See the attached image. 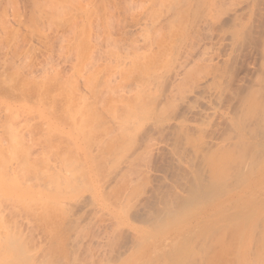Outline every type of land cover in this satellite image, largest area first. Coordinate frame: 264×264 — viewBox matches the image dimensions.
<instances>
[{
  "label": "bare ground",
  "instance_id": "1",
  "mask_svg": "<svg viewBox=\"0 0 264 264\" xmlns=\"http://www.w3.org/2000/svg\"><path fill=\"white\" fill-rule=\"evenodd\" d=\"M25 1L29 4L30 7H32V9L29 10L34 11V14L32 16L30 12V16L32 17V19L29 17L32 22V24H30L31 26L34 25L35 27H37L38 25H40V23H42L44 21V18L48 15L47 13H51L49 15V18L52 13L59 16L53 18L51 16L50 19L54 20V18L59 19L61 16H63V13L65 11V7L63 4L57 5L53 3L54 5H51L52 3L50 2H53L52 0ZM146 3L145 4L147 6L145 7L144 11H142L140 16L136 18V20L134 21V25L129 23L130 26L132 25L133 30L136 31L135 33L138 36V40L136 41L135 45V48L137 47L135 58L131 62V65L133 67V72H131L133 74V80L129 79V83L126 82L127 84H125L126 86H124V88L126 87L127 89V93H129L126 96H112L108 95L107 92L102 93L97 89L94 90L93 88H91V90H88L90 93L89 96H84V100H82L81 98V100L83 101V104L80 103L82 107L80 108L77 105L80 108V120L75 126L76 130L74 131H76L77 133L76 143L78 142V147H76L77 145L72 146L76 147L74 148L76 150L69 155L66 153L67 156L65 155L64 157H59L58 154L57 156L52 155L54 154V150L53 147L50 148L49 145L48 148H50V151L49 149L47 151V149L43 150V148H40L42 149V151H44L45 154L50 153L47 155L50 156V160H47V157L45 155L46 158H43L47 161L44 162L42 160L43 158L41 159L44 162L43 164L45 167L42 166L43 164L41 163V161V166L42 168H44H41L42 170L39 168L38 171V167L35 166L37 163L36 158L38 157L35 156H39L38 160L40 161V155L43 153L40 152L37 154L35 152V158H30V154L32 153L28 152V147V149L26 148L25 151L22 148L23 146L21 145L20 147L15 140L11 139V142L12 149L14 148V151L12 150V152H15L14 154H16V151L18 149L17 153H20L21 158L17 162L19 163L17 164V166L21 174L20 176H27L28 173H30V175L32 174L33 178H31V181L35 182V184H33L34 186L41 184L43 179L42 177L44 176H46V178L44 179H47L48 177L54 178L55 176L59 178L60 175L62 176L61 172H64L65 175L67 174V177L69 179L73 178L74 181L79 178L86 179V176H88L87 174L90 173L93 168H97V170H100V168L106 165L103 163L108 164L107 155H113L112 162L113 160H115V157H119V160H115L117 162V165L114 164L115 162L113 163L114 165H116L115 167L112 166V164L110 165V167H112V169H109L110 171L107 170L106 167L103 168L104 170L106 169L109 172L107 173V171L105 170L106 178L105 180H102V182L104 181L102 186H99L96 189L95 186L92 185L90 187V190L84 188V190L89 191L88 194H85L86 192L84 194L82 193L83 195H81L79 192V195H77V193L72 194V202L70 201L71 198L69 199L70 202L68 201V203H72V206L70 205L72 209H68L71 207L67 206V208L65 203V210L68 209V212H70L69 210H72L73 212V208H75L74 212L78 209V211H76L77 213L79 211H82L83 208L89 215L91 210H93L92 207L91 210H87L85 208H88L86 204L90 206L89 203L94 202H91V199H95V190L96 196L100 193L101 198H103L102 200H104V202H106L107 204L110 199V197L108 198V196H110L113 191L117 190L115 189L112 191L111 189H114L116 184L122 182V180L124 178L126 179L128 175L134 173V169L137 170L135 167L140 164V162L138 164L137 162L140 160L139 158L142 155V148L147 146V143H151L149 141L154 133L158 134L159 138H161L162 140V144L164 145L166 143V146L164 145L165 148H163L167 151L163 152V150L160 149L161 147H159L160 150L155 149L157 150V153L155 157L153 155V157L155 158V165L153 168L156 167V170H159L158 168H160L161 173L163 171L164 175L160 177L161 175H159V173H157V175L153 174L152 172L153 177L157 176L158 178L159 176L158 179L156 178L159 182H154L155 184L152 183L153 186L149 185L150 188L152 187L151 191L149 189V192H147V194H151V197L149 196L150 199L148 198V195L146 193L145 194L147 197L143 195L146 200L147 198L149 200L146 201L145 198L141 196L142 198H144V201L146 203L144 201L142 202V198L138 203L137 200L139 198H136L135 204H142H140L138 208H140V206H143L139 209V212L138 208L135 209L136 213L138 212L137 214L139 215L140 220H138L137 222L136 218L138 217L133 214L132 215L134 217H132L131 215V212L134 211L133 208H135V206L137 207V205H135L134 207L132 206L133 202H131L130 206L131 208L133 207L132 209L124 207V204L119 207L123 209V212L124 210L126 211V209L131 210V212L129 211L128 213L124 212V215L125 213L127 214V216L128 214H130L131 216L129 215V217H132L131 220L134 221L135 219V225L139 223L141 219L143 223L147 224L148 226L150 225V228L147 225L144 226H147V228H149L150 230L148 231V235L143 234L144 238H142V235L138 236L137 234L136 236V232L134 235V233H130L128 231L132 235L126 236L128 232L123 230L124 232H126L125 237L124 232L120 231L122 229V226H118L121 229L117 227L119 230L112 231L113 233H111V235H108V233L105 235L106 232H104L103 230L104 233L101 234H103V237L105 236V239L106 236H110L106 243L110 244L111 251L108 254L106 253L102 255V253L105 252V248L103 246H105L106 243H102L104 244L102 247V244L99 246L102 241L104 242V239L99 235V238L103 240L98 244L96 239H94L96 237H94L93 235L94 238L92 237L91 239H94L96 241V244H98V248L95 254L97 253L98 249H100L99 251L101 252V248H103L104 251L101 252V254H99L98 251L97 254L101 256H98L95 259L92 257V254H94L92 252L94 251V245H92L93 243L90 244V242H93V240H91L90 242L88 241L89 244L86 242L88 246L87 244H81L84 239L86 240L85 236L88 237V233H91V231L87 230L89 226H84L83 230L81 228L83 227L82 225L79 229V221L81 222L84 219L82 217V220L81 218H79L80 220L78 221L77 219L80 216L77 217L75 213L74 216L76 217L72 216V220H70L71 216L68 214L69 221H66L67 218L65 221L63 220L65 224L61 220L65 225H63L65 229L63 228L62 224L61 228L65 231L69 226H71L73 230V227L76 226L77 222L78 227L76 226L75 229L78 228L77 231L83 230V233L81 232L82 236L79 233L80 239H78V232V236L76 235L74 237L75 234L72 235L74 230H70L69 227V233H71L70 236L71 238H73V240L72 244L70 241V245L68 244L66 245V247L70 246V251L68 250L66 251V253L60 254L56 252L58 248H56L55 246L54 247L56 248V250H51L53 249L51 248L53 247L51 246L53 244V241L51 242V240L56 236V234H58V232H61H57L58 228H56L57 230L54 229L56 231V234L54 233L55 235H53L52 239L49 238L50 240H46L48 242V246L46 244L44 245V247H42L41 245L43 244V242L41 244L40 241V245L38 244V247L40 248H37V245L35 247V244L33 243V246L32 244L29 245V247H33L32 251V247H30V249L28 248V246L26 247V243H23L24 241L19 242L23 239L18 238V240L16 237L14 238L13 235L10 234L11 232L8 231L9 225L7 226L8 219L5 218L7 214L5 215V213H3L5 217L0 214V264H264V0H147ZM143 4L144 3H142V5ZM27 6H25L24 4L25 8H28ZM43 15L45 16L43 17ZM58 19L54 21H57V23L61 24L62 20L59 22ZM45 20L47 21L48 19ZM64 21H66V19ZM48 23L51 25L54 22H50V20H48ZM62 24L64 26V23ZM126 33L127 31H125V34ZM68 41H70V39ZM133 50L135 51V49ZM164 64V68L159 69V65L161 67ZM126 69L123 70L122 68L120 69V71L118 70L119 75L124 76L125 72L122 73L121 70L126 71ZM112 73L114 74L116 72ZM128 77L130 78L131 75ZM111 78L104 81L106 83H110V81H112L110 80ZM115 78L116 76H114V79ZM131 80L133 87L129 88V86H132L130 84ZM69 82L70 81H68L67 84H69ZM99 82L97 80L98 84ZM66 86H64V90L67 88ZM107 86L109 87L111 85ZM111 89L108 88L107 90H110V92H112ZM157 89H160V92L158 91V94L155 93L157 92ZM131 90H133V93L131 92ZM152 90L155 91L153 93V96L155 94L154 97L151 96V92H153ZM125 92L126 91L121 93ZM130 93H132V95L128 96ZM68 101L66 105H69ZM165 116L167 118H164ZM50 133L53 134L54 132ZM74 136L75 135L73 134V137ZM155 136L156 135H154V137ZM162 138H165V143L164 139ZM49 140L47 142H49ZM30 143L28 144L31 145L32 143ZM51 143L52 142H50L49 144L51 145ZM150 150L153 151L154 149L152 150L150 148ZM151 151H149V154ZM116 153L118 154L116 155ZM51 156H54L53 159H56L53 160ZM32 158L36 159V161L34 160V162H31L30 159ZM51 160L54 163L50 162ZM105 160L106 162H104ZM109 161H111V159H109ZM1 162L2 161L0 160V176L2 177L4 173L6 174L9 171L10 165H8L7 161V165ZM40 163H37V165ZM143 163L145 164V162H142V164ZM108 165L107 168L109 167ZM141 168H143V166H141ZM149 168H145V171ZM103 169H101V171ZM40 171H42V174H40ZM101 171H99V173L105 176L104 172ZM132 176L135 177L134 175ZM27 177L25 179H27ZM99 178L100 177H98V179ZM87 179L88 183L87 181L86 183L89 186L91 185V180L89 178ZM144 179L143 182H145ZM161 179L163 180L162 182L160 181ZM48 180V183H53V179L48 178ZM79 181H82V179ZM136 181L137 183L139 182L138 179ZM54 182H56L55 179ZM43 183L46 184L47 182H45L44 180ZM57 185L58 184L54 185V187H56ZM62 185L64 184L62 183ZM48 186L51 188L53 185L49 184ZM58 186L60 187V182ZM68 186L69 185L67 184L66 187ZM2 187L0 191L5 189H2ZM71 187L70 189H73ZM91 188L94 190V193L92 192L93 190ZM63 189L66 190V188ZM70 189L68 188L67 190L69 191ZM76 190L74 189V192H76ZM131 191H133L132 193H136V191L132 190V187ZM115 194L112 195L116 197ZM1 197L2 195L0 196V198ZM132 197L130 198L133 200L134 196ZM3 199H5L6 201V198L0 199V209L3 203ZM128 199L129 198L125 200L127 201ZM112 202L111 204H113ZM25 204H27V202ZM59 204L61 206L62 203ZM62 205H64V203ZM28 207L29 206H27V209ZM57 207L59 206H56V209ZM60 208L61 207H59V209ZM25 211L27 212V210ZM59 212H61V209L59 210ZM22 213H24V210ZM84 213L85 212H83V214ZM86 213L83 215L84 218L86 216ZM95 213L96 212L92 214H94L95 216ZM100 213L101 212L99 211L98 215ZM14 214L16 215V213ZM58 215L59 213H57V217ZM80 215L82 216V214ZM11 216L13 217V215ZM129 217L128 219H126L127 217H125V220L128 221ZM94 218L95 217H93L92 219L94 220ZM36 219L39 220L38 218ZM102 220H105V217ZM131 220L129 222H131ZM45 221L47 220L45 219ZM95 221L97 220H94L92 222ZM127 221L126 225H128L129 223H127ZM85 222L89 223L88 220H85ZM117 222H119V219ZM122 222L124 223V221ZM48 223L51 224L50 221ZM81 223H84V221ZM88 223L87 225H90ZM110 226H112V224H110ZM113 226H115V224ZM133 226L134 225H132V227ZM55 227H57V223ZM128 227H131V225H129ZM44 228L46 229V227ZM117 228L113 227V229ZM50 229H52V227ZM111 229L107 230L110 231ZM123 229L130 230L128 228L126 229L125 225H123ZM138 230L139 229L135 231ZM85 231H89L86 233L87 235L84 233ZM66 232L68 233V231ZM65 233L64 235L61 234V236H65ZM22 235H24V233ZM11 236L13 237L15 243H10L9 238H12ZM81 237H83V240ZM59 238L60 237H58V239ZM69 239L70 238H68V240ZM89 239L90 238H88L87 240ZM68 240H66V242ZM78 240H80L79 244L82 245L81 248L83 250L86 248L84 251L88 250L86 251L88 253H81L84 256L79 255L78 251L83 250L80 249L77 242ZM46 241L45 243H47ZM49 242H51L52 244H50ZM60 243L63 245V242ZM57 244H59V242ZM23 245L24 249L26 248L30 251L24 250L22 248ZM89 245L93 246L91 250L87 249V247L90 248ZM118 245L121 246L118 247ZM35 248H37L38 250H35ZM61 248L63 249V247ZM119 248H122V251H120ZM94 249H96V246ZM107 249L106 252H108ZM90 251L92 254L90 253ZM89 253L91 257L89 255L86 256V258H89L86 260L85 254ZM80 256L85 259L83 260ZM93 256L96 257L97 255Z\"/></svg>",
  "mask_w": 264,
  "mask_h": 264
},
{
  "label": "rangeland",
  "instance_id": "2",
  "mask_svg": "<svg viewBox=\"0 0 264 264\" xmlns=\"http://www.w3.org/2000/svg\"><path fill=\"white\" fill-rule=\"evenodd\" d=\"M49 1H47V2H49ZM52 1L53 2H50V3H52L51 5H54V4L61 5V4H63L64 7H65L64 8L65 11L63 13V16H61L59 19L58 18H54V20L58 19L59 22L62 20L61 24L57 23V21H54L53 19H50L51 16H52V18L53 17H59V16H57V14L52 13V15L49 18V15L51 13L50 14L47 13L48 14L46 16L47 18L45 17L44 21L42 23H40V25L35 27L34 25H32V26L30 25V24H32V22H31L32 17L31 16L34 14L33 13L34 11L33 10H29V9H32V7H30L29 4L25 0H0V160L3 162V164L5 163L7 165V163H6V161H7L8 165H10L9 171L6 174L4 173V175L2 177L0 176V189H1L2 186H3L2 189L5 188L4 189L5 192H4V190H2L4 193L2 191H0L1 195H2L1 198H6V201H5V199H3L4 200V201L2 200L3 203L1 202L2 205H1V209H0V214L3 215L4 217L7 214L5 218L8 219L7 220V223H8L7 226L9 225L8 231L11 232L10 234H12L14 238L16 237L17 239L18 238L19 239H23L22 241L20 240L19 242H23L24 241L23 243H26L25 246L26 247L28 246L29 249H30V247L33 246V243L35 244V247L37 245V248H40V247H38V244L40 243V241H41V244L43 242V244L41 245L42 247H44V245H46V244L48 246V242L47 241L50 240L49 238L52 239L53 235L56 234L55 233L56 231L54 229L58 228V230L56 229L57 232L58 231L62 232L65 229L64 228V226H65L64 225L65 224L64 221L66 220V218H67L66 221H69L68 220V214L71 216L70 220H72L73 217L80 216L77 219L79 221L80 220L79 218H81V220H82V217H83L84 220H82L81 222L84 221V223H81L79 221L80 224H78V222H77L79 227L77 226V224H76V226L79 229H80V227L82 225H83V227H81L82 229L84 228V226H86V227L89 226L87 230L91 231V233H93V234L88 233V237L85 236L86 240L85 239L83 240V237H81L82 240H83L81 242V244L82 245L83 244L86 245L87 243L89 244V242L91 240H93V242L91 241L90 244L93 243L92 245H94V247L89 245L90 248H88L87 247L88 244H87L86 247L89 250H91L92 247H93L94 251H92V252L94 254H92L91 251H90V253L92 254V257L96 259L98 256H101V255H99V254H101V252H104L103 248H101L104 245L102 243H106L108 238L110 237V236H108V237L106 236V239H105L104 238L105 236L103 237V234H101V233L106 232L105 235L107 233H108V235H111V233H113L112 231L119 230V229H121L119 227L122 226V229L120 231H123V230L126 231V232L129 231L130 233H134V235H135V232H136V236H137V234H138V236L139 235L143 236V234L144 235H146V234L148 235V231H150L149 230L150 225L148 226L147 224L143 223V221L141 219L142 222L140 221L141 223L140 222L137 223L136 224L137 226H136L134 224L135 223V219L133 218L134 221L131 220V219H132V217H134L133 215H136L138 217V218L135 217L137 222H138V220H140L139 215L137 213L139 212V209L141 207H143V206H140V208H138V206L141 204V203L138 204L139 200H141V198L144 197L143 195H145V197H147L146 194H147V192H149V189L151 191L152 187L150 188V186L152 185V183H154V182L158 183L159 182V181H157L159 176H158V178H157V176L153 177V174L159 173V175H161L160 177H162V175H164L163 171H162L163 174L161 173V169L160 168H158L159 170H156V167L155 168H153V167L155 165V158L154 157H155V155L157 153V150L162 149L163 152L167 151L166 149H164L165 148L164 145L166 146L165 138H162V139H164V143H165L163 145L161 138H159V135L155 134V133L153 134V136L151 137L152 139L150 138V141H149V142H151L150 143L151 145L149 143H147L148 147L145 146L146 148L143 147L145 149L142 148V150H141V154L142 155L140 154L141 155L140 158H139L140 160L137 158L139 160L137 162V164L139 162H140V164L139 165L135 164V165H137V167H135V168L138 171L134 169V173L135 174L132 173V174L128 175V177L126 176L127 180L124 178L122 180V182H119L120 184L119 183L116 184V186L119 185L118 187L115 186L116 188L114 187V189H111L112 191L117 189V190H115L113 192L110 191V192H112V194L116 193L115 194L116 197H114L112 194H110V196H108V198L110 197V199H111V200L109 199V201H111V202L113 201L112 202L113 204H111V202H109V201L106 204V202H104V200H102L103 198H101V196H100L101 194L100 193L96 196V190H95L94 198L96 200L95 199L94 200L91 199V202L92 201H94V202L89 203L90 206H88V204H86L88 208H85L86 205L84 207L87 210L88 209L91 210V207H92L93 210H91L90 213H89L90 210L88 211L89 215L86 213L87 211L84 210L83 208H82V211H79V212H82V213L77 212L78 215L76 213V211H78V209L74 212L75 208H73V212H72V210H69L70 212H68V209H72V207H71L72 203H68V201L71 198L70 201L72 202V194H74V193L75 194L77 193V195H79V193L81 195H83L86 192L85 194H88L89 193L88 190H90V187L92 185L95 186L96 189H97V187L102 186V184L104 182V181L102 182V180H105V178H106V171L109 170L110 168L112 169V167H110L111 164L114 167L117 165L116 161L119 160L118 156H117L118 158H116L115 155H114V157H115L114 159L116 161L113 160V162H112V158H113L112 156L113 155L112 156L107 155V157H108L107 162H108L109 165L107 163H103V164H106V165H104V167L100 168V170L99 169L97 170V168H93L90 171L91 175H90V173H88L87 174L88 176H86V179L85 178H81L82 181H79V180H81L80 178L74 181V179L72 177H70V178L73 179V181H72V179H69L67 177V174L65 175L64 172H63L64 174L61 172L62 176L61 175L60 176L63 177V178H61L60 176H59V178L57 176H55L57 178L48 177L50 179H53V181H52L53 183H48V181H49L48 178L44 179V178H46V176H44V177H42L43 178L42 179V183L45 180V182H47L48 184L47 183L46 184L45 183H43V184L41 183V184H39L37 186L36 185L34 186L33 184H35V182L31 181L32 180L31 178H33L32 174L30 175V173H28L27 176H29V177H27L26 175L20 176L21 174H20L19 168L17 166V164H19V163H17V162L20 160L21 157H20V153H17L18 149L16 151V154H14L15 152L14 153L12 152V150L14 148L12 149L11 139L15 140L20 147L22 145L23 146L22 148L24 150L28 147L29 148V149L27 148L28 152L33 154V155L30 154V158L34 157L36 155L35 152L37 154L40 153V152L43 153L41 155H44V156H41L39 154L40 157H41L40 161L38 160L39 156L36 155L35 157H38V158H36L37 161H36V159L32 158V159H30L31 162L32 161L34 162V160H35L37 163H40L42 160L44 162L47 161V160H50L49 159L50 156H47L50 153L45 154L44 151H42V149H40V148H43V150L47 149V151L49 149V151H50V148L53 147V150H54L53 153L54 154H52V153L51 154L52 155H56V156L58 154L59 157H62V156L64 157L66 155V153L68 155L73 153L76 150L74 148L78 147V142L76 143V141H77V138H76L77 133L74 130H76L75 126L78 124V122L80 120L79 111H80V108L82 107L81 104H83L82 100H84L85 97H88L89 94H90L88 90L89 89L91 90V88H93L94 90L97 89L98 91H101L102 93L107 92L108 95H112V96H126L129 93V92L127 93V89H126V87L124 88V86H126L125 85V84H127L126 82L129 83V79L133 80V77H132L133 74L131 73V72H133V67L131 65V62L135 58V54H136L135 52L137 50L136 49L137 47L135 48V45H136V41L138 40V36L135 33L136 31L133 30L132 25L130 26V24L134 25V21L136 20V18H138V16H140L142 11H144L145 7L147 6L146 4L148 2L146 3L147 0H145V1L144 0H132V1L131 0H115V1L114 0H88V1L87 0H52ZM47 2H45V3H47ZM89 2H91V3H89ZM126 2H128L129 4L126 3ZM141 2L144 3V4L142 5ZM122 3H123V5H122ZM24 4H25V6L28 5L27 6L28 8H25ZM132 4H134V5H132ZM119 5H120V7H119ZM143 6H144V8H143ZM30 12H31V16H30ZM44 16L45 15H43V17ZM29 19H30V21H29ZM45 19L50 20V22L53 21L54 23L50 25L48 23V20L46 21ZM65 19H66V21H64ZM47 23H48V26H47ZM62 23H64V26H63ZM82 24H84V25H82ZM126 27H127V29H126ZM130 30H131V32H130ZM125 31H127L128 34L127 33L125 34ZM132 31H133V34H132ZM65 34H67V35H65ZM69 39H70V41H68ZM95 42H96V44H95ZM133 49H135V51ZM102 51H103L104 54L102 53ZM78 53H79V55H78ZM96 62H97V64H96ZM117 65H118V67H117ZM123 65H125L127 69ZM129 65H131V66H129ZM161 65H162V63H161ZM164 66H165V64L163 66H161V67L159 65V69H163ZM107 67H108V69H107ZM128 67H129V70H128ZM130 67H132V68H130ZM110 68H111V70H110ZM122 68H123V70L126 69V71L121 70L122 73L125 72L124 76H120L119 75V71ZM51 69H52V71H51ZM43 70H44V72H43ZM77 70L78 71L80 70V71L78 72ZM117 71H118V73H117ZM112 72H116V73H114L115 75ZM86 74H87V76H86ZM90 74H92V75H90ZM106 74H107V76H106ZM126 74H127V76H126ZM130 75H131V77L129 78L128 76H130ZM114 76H116L115 79H114ZM84 77H85V79H84ZM120 77H122V78H120ZM96 78H97L98 82L100 81L99 84L97 83ZM101 78H102V82L104 83V85L101 82ZM109 78H111L110 80H112V81H110V83H106L105 81L108 80ZM127 79H128V81H127ZM132 80L130 81L131 85H132ZM68 81H70L69 84H67ZM97 85H98V87H97ZM107 85H111L112 87L111 86L108 87ZM64 86L67 87L65 90H64V88H65ZM94 86H95V88H94ZM105 87H106V89H105ZM107 87L109 89L112 88L111 89L112 92H110V90H107L108 89ZM130 87H133V85L129 86V88ZM156 87H154V88H156ZM77 88L79 89V92H78ZM68 89H70V90H68ZM123 90L126 91V92L125 93H121V92H124ZM45 91H46V93H45ZM62 91H63V93H62ZM128 91H129V89H128ZM132 91L133 90H131V92ZM152 91L153 92H151L152 93L151 96L154 97L155 94L153 96V93L155 91L154 90H152ZM158 91L160 92V89H157V92H155V93L158 94L159 93ZM73 93H75V94H73ZM118 93H119V95H118ZM132 93H130L128 96H131ZM64 94H66V95H64ZM85 94H88V95H85ZM61 95H63V96H61ZM81 96H83V97H81ZM54 98H56V99H54ZM81 98H82V100H81ZM67 101H68L69 105H66ZM53 105H55L56 107L53 106ZM53 107H55V108H53ZM53 109H55V110H53ZM66 113H68L69 115L66 114ZM164 118H167V117L165 116ZM163 121H164V119H163ZM50 132H54V133L52 134ZM56 132H58V133H56ZM73 134L75 135L74 137H73ZM154 135H156V136L154 137ZM65 137L67 138V140H66ZM44 138H46V139H44ZM51 139H52V141H51ZM48 140H49V142H47ZM62 140H63V142H62ZM71 140H73V141H71ZM57 141H58V143H57ZM50 142H52L51 145L49 144ZM127 142H128V140H127ZM28 143H30L31 145H29ZM154 143H155V145H154ZM38 144H40L41 146L38 145ZM161 144H162V146H161ZM48 145L50 146V148H48ZM53 145L54 146L56 145L58 148L56 146L54 147ZM74 145L75 146L77 145V146L76 147H72ZM159 147H161V148L159 149ZM55 148H56V150H55ZM150 148L152 150L153 149L154 150L151 151ZM23 149H22V151H23ZM58 149H60V150H58ZM67 149H69V150H67ZM155 149H157V150H155ZM37 151H39V152H37ZM149 151H151L150 154H149ZM117 154L118 153H116V155ZM143 154H144V156H143ZM45 155H46L47 158L45 157ZM153 155H154V157H153ZM43 157H45L47 160H45ZM143 157H145V158H143ZM53 158H54V156L52 157V159ZM55 159H53V160H55ZM109 159H111V161H109ZM43 161L41 162L42 164L44 163ZM50 162L54 163L52 160ZM104 162H106V160ZM142 162H145V164L144 163L142 164ZM150 162H151V164H150ZM37 163H36L35 166L38 167V168L37 167L36 168L39 171V168L41 169L42 166H44V164L41 166V163L38 164V165H37ZM113 163L116 164V165H114ZM107 165L109 166L108 168H107ZM146 165H147V167H146ZM149 165H150V168H149ZM141 166H143V168H141ZM105 167L107 169V170L105 169L106 171L103 169ZM144 167L145 168H149V169H146V171H145ZM101 169H103V170L101 171ZM154 169L156 171H158V172H156ZM99 171L104 172L105 176H103L101 173H99ZM109 171H107V173ZM152 172H153V174H152ZM40 174H42V171H40ZM136 174H137V177H136ZM132 175H134L135 177H133ZM147 175L149 176V179H148ZM25 176L27 177V179H25L26 178ZM145 176H146V178H145ZM21 177H22V179L24 181L21 179ZM91 177L93 178V180H92ZM94 177H95V179H94ZM98 177H100V178L98 179ZM141 177H143V178H141ZM152 177L154 178V180H153ZM87 178H89V179L91 178L90 179L91 180V185H89V186L87 184L88 183V179ZM54 179L56 180V182H54ZM100 179H101V181H100ZM137 179L139 181L138 183L136 181ZM143 179L145 180V182H143ZM58 180L60 182V187L58 186L59 185ZM131 180L133 182L134 181L135 182L133 183ZM21 181H23V182H21ZM29 181H31V182H29ZM33 181H34V179H33ZM61 181H63V182H61ZM83 181H85V182H83ZM86 181H87V183H86ZM95 181L96 182L98 181L97 182L98 184ZM150 181H151V184H150ZM160 181L162 182L163 180L161 179ZM27 182H28V184H27ZM76 182H77V184H76ZM54 183L58 184L56 186L58 189L56 187H54V185H56ZM62 183L64 185H62ZM66 183L69 185L68 187H66L67 186ZM122 183H123V185L125 187L122 185ZM30 184L32 185V188H31ZM49 184H52L53 186L50 188L48 186ZM140 184H143V185H140ZM27 185H29V186H27ZM44 185H46V186H44ZM132 185H134V186H132ZM135 185H137V186H135ZM147 186H148V188H147ZM47 187H48V189H47ZM62 187L66 188V190L68 188L70 189V187L73 188V189H70L69 190L70 192L67 190L68 191L67 192ZM121 187H123V188H121ZM131 187H132V190L136 191V193H132L133 191H131ZM53 188H55V189H53ZM81 188H82V191H81ZM84 188L88 189V190H84ZM74 189L75 190L79 189V190L78 191L76 190V192H74ZM121 189H122V191H121ZM27 192H29V193L32 192L30 194H34V195H30ZM33 192H35V193H33ZM92 192L94 193V190ZM59 193H61V194H59ZM69 194H71V195H69ZM77 195H75V196H77ZM126 195H129V196H126ZM147 195H148V198H149V196L151 197V194L149 195V193H148ZM52 196H53V198H52ZM67 196L68 197L71 196V197L68 198ZM132 196H134L133 200L130 198ZM127 198H129L127 200L128 202L125 200ZM136 198L137 199L139 198L137 200L138 201L137 204H135ZM144 198H142L143 199L142 202L144 201ZM148 198H147V200L150 199V198L149 199ZM119 199H120V201H119ZM122 199H124V200H122ZM115 200H116V202H115ZM145 200H146V198H145ZM48 201H50L51 203L48 202ZM26 202H27V204H25ZM58 202L62 203V204L64 203V205L61 204V206H60V204ZM123 202H125V203H123ZM131 202H133V204H132L133 207L135 205H137V207L135 206V208L132 207L134 209V211H135V209L138 208V212L137 213H136V211L135 212L134 211L131 212V210H129V209L127 210L126 209V208L132 209L130 207L131 206ZM42 203H44V204H42ZM65 203H66V207L67 206L69 207L71 205L70 206L71 208L67 207L68 209L65 210L66 209ZM98 204H99V206H98ZM123 204H124V207H126L125 208L126 211L124 210V212L128 213L130 211L131 215L133 214L132 217H129L130 214H128V216H127V214L125 213V215H124L123 209L119 208ZM126 204L128 205V207H127ZM95 205H97V206H95ZM27 206H29L28 209H27ZM35 206L39 207V208H36ZM42 206H44V207H42ZM53 206H55V207H53ZM56 206L61 207L60 209H61L62 213L59 212V210H60L59 207H57V209H56ZM30 207H31V210H30ZM33 208H34V210H33ZM44 208H46V209H44ZM122 208H123V206H122ZM4 210H5V212H4ZM16 210H17V212H16ZM23 210H24V213H22ZM25 210H27V212L29 214ZM50 210H51V212H50ZM6 211H8V212H6ZM66 211H67V215H66ZM92 211L96 212L95 216H94V214H92V213H94ZM99 211L101 213L98 215ZM106 211H107V213H106ZM83 212L86 213L85 218L83 216L85 213L83 214ZM3 213H5V215ZM14 213H16V215ZM34 213H36V214H34ZM57 213H59L58 217H57ZM75 213H76V216H74ZM62 214H65V215H62ZM80 214H82V216ZM90 214H92V215H90ZM11 215H13V217ZM47 215L48 216L50 215L49 216L50 219L48 218ZM29 216H32V217H29ZM59 216H60V218H59ZM87 216H90V217H87ZM103 216L105 217V220H102V219H104ZM114 216H115V218H114ZM93 217H95L94 220H97V221L92 222V221H94L92 219ZM125 217H127L126 219H128V217H129V220L128 221L125 220ZM36 218H38L40 221L37 220ZM44 218L47 221H45ZM62 218H64V219H62ZM88 218H90V219H88ZM100 219H101V221H100ZM107 219H109V220H107ZM118 219H119V222L122 223V224L117 222ZM122 219H124V220H122ZM61 220L62 221L64 220L63 221L64 224H63V222ZM85 220L86 221L88 220L89 223L88 222L87 223L90 224V225H87ZM130 220H131V222L132 221L133 222L132 223L129 222ZM14 221H16L18 224L16 222H14ZM49 221H50L51 224L48 223ZM58 221H59V223H58ZM122 221H124V223ZM126 221H127V223L129 222L128 225H126ZM35 222H36V224L37 223L38 224L36 225ZM55 222L57 223V227H55L56 226ZM104 222H105V225H104ZM116 223H117V226H116ZM13 224H14V226H13ZM61 224H62V226L64 225L63 226L64 229L61 228L62 227ZM66 224H67V222H66ZM98 224H99V226H98ZM110 224H112V226L115 224V226H113V227H116V228L119 226L118 227L119 229L118 228L117 229H113V227L110 226ZM123 225L126 226V229L128 228L130 230L123 229ZM129 225H131V227H128ZM132 225H134V226L132 227ZM139 225H140V227H139ZM145 225H147L149 228H147V226L144 227ZM35 226H37V227H35ZM43 226L46 227V229ZM97 226H98L99 229L97 228ZM51 227H52V229H50ZM59 227H60L61 230L59 229ZM69 227H70V230H72L71 226H69ZM69 227L66 228V231H68V233L65 230L62 233L58 232V234H56V236L53 238V239H55V238L56 239L55 240H53V239L51 240V242L53 241L52 242L53 244L51 242H49L50 244H52L51 246H53V247L50 246L51 248H53V249L50 248L52 251L54 249L56 250V248H58V250H56V252L60 253V254H64V253H66V251H68L71 248L70 246H69L70 248L68 246L66 247V245H68L70 243V241H71V244H72V240H73V238H71V236H70L71 233H69L70 232L69 231ZM75 227H73V230L74 231L76 230V231L74 232L72 230L73 231L72 235L75 234L74 235V237H75L77 235V232H78V234L80 233L81 236H82V233H83L82 231L84 229L82 231H80V230L77 231L78 228L75 229ZM42 228H44V229H42ZM94 229H95V231H94ZM107 229L108 230L111 229V230L108 231ZM137 229H139V230L135 231ZM103 230H104V232H103ZM131 230H132V232H131ZM40 231H41V233H40ZM89 231H85L84 233L86 234ZM18 232H20V233H18ZM126 232H124V236H125ZM129 232L126 234V236L127 235H132ZM23 233H24V235H22ZM59 233H61L63 235L65 233V236H63V235L61 236V234H59ZM80 234H79V236L77 235L79 237L78 239H80ZM93 235L96 238H94ZM99 235L102 236L101 238L104 239V242L102 241L103 239L99 238ZM9 237H10V235H9ZM13 237L9 238L10 239V243H15ZM58 237H60L59 239H61V240H59ZM92 237L94 239H96L98 244H99V242L102 241L99 244V246L102 244L101 247H100L102 249L101 252L99 251L100 249H98L99 254H97L98 251L95 254V252H96V250L98 248V246H97L98 244H96V241L94 239H91ZM68 238H70V239L68 240ZM88 238H90V239L87 240ZM97 238H98V240H97ZM142 238H144V236ZM65 239L68 240L69 242L68 241L66 242ZM99 239H100V241H99ZM45 241L47 243H45ZM58 242H59V244H57ZM60 242H63V245ZM77 242H78V245H79L80 249H82L81 248L82 245L79 244L80 240H78ZM31 244H32V246L29 247V245H31ZM64 245H65L66 248L64 247ZM108 245H109V247H108ZM57 246H60V247H57ZM95 246H96V249H94ZM105 246H107V247H105ZM105 246H103L105 248V252L102 253V255L106 254V253L108 254L111 251L109 243L108 244L106 243ZM120 246L118 245V247H120ZM61 247H63V249H65V250H63ZM22 248L24 249V245H23ZM37 248H35V250H38ZM107 248H109V249H107ZM31 249L33 251V247ZM106 249H107L108 252H106ZM24 250H28V249L25 248ZM84 250L83 251H81V250L78 251L79 255H83V254H81L82 252L85 253L86 251H88V250H86V251H84ZM28 251H30V250H28ZM116 251H114V252H116ZM120 251H122V248L120 249ZM86 253H88V252H86ZM90 253L89 254H85V258L88 255L90 256ZM93 255H97V256L94 257ZM81 258L83 259V257H81ZM87 259H89V258L87 257L86 260Z\"/></svg>",
  "mask_w": 264,
  "mask_h": 264
}]
</instances>
